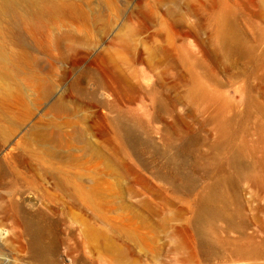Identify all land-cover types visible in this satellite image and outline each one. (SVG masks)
Instances as JSON below:
<instances>
[{
  "label": "rangeland",
  "instance_id": "374dc122",
  "mask_svg": "<svg viewBox=\"0 0 264 264\" xmlns=\"http://www.w3.org/2000/svg\"><path fill=\"white\" fill-rule=\"evenodd\" d=\"M75 1L0 81V264H264V0Z\"/></svg>",
  "mask_w": 264,
  "mask_h": 264
},
{
  "label": "bare ground",
  "instance_id": "6f19581e",
  "mask_svg": "<svg viewBox=\"0 0 264 264\" xmlns=\"http://www.w3.org/2000/svg\"><path fill=\"white\" fill-rule=\"evenodd\" d=\"M40 1L45 4L37 5L34 4L33 0H0L1 82L28 83L32 80L30 79V75L32 73L27 71L28 64L27 60H25V57L27 56L25 49L31 47V44L25 35L26 33L34 31L40 32L46 36L51 35V31L48 26L53 29H58V22L61 21V8L65 6L83 11L82 4L76 2L75 0H51L50 2L49 0ZM23 9L28 11V15L21 17L20 10ZM44 15L46 16L44 17ZM89 21L92 25H95V22L90 20V18ZM38 37L39 36L37 35L36 38ZM6 38H10V40L14 43L25 45L24 50L20 55H15L5 51V42L7 41ZM36 81L42 85H50V82L43 77H39ZM56 104L63 106L60 99H57ZM118 125V129L122 132L123 137L130 143L138 145V139L134 136L132 129L127 126V124L125 125L119 122ZM216 187L217 186H215L207 196L202 198L195 216L198 230L203 236L205 235L204 237H207L214 219L222 211L221 192L220 189ZM39 250L41 251L43 248L40 247Z\"/></svg>",
  "mask_w": 264,
  "mask_h": 264
}]
</instances>
